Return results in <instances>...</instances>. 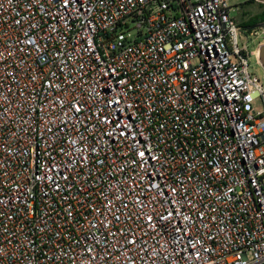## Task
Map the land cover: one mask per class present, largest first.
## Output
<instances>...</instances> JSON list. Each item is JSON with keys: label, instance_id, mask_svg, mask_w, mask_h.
I'll return each instance as SVG.
<instances>
[{"label": "built area", "instance_id": "1", "mask_svg": "<svg viewBox=\"0 0 264 264\" xmlns=\"http://www.w3.org/2000/svg\"><path fill=\"white\" fill-rule=\"evenodd\" d=\"M228 1L0 0V264H264Z\"/></svg>", "mask_w": 264, "mask_h": 264}, {"label": "rangeland", "instance_id": "2", "mask_svg": "<svg viewBox=\"0 0 264 264\" xmlns=\"http://www.w3.org/2000/svg\"><path fill=\"white\" fill-rule=\"evenodd\" d=\"M228 5L231 8V17L232 18H238L241 16V7L242 6H256V3H253L251 0H229ZM256 22V21H253ZM135 30H131L130 33L134 34ZM238 40H239V46L242 47L244 44L247 45L248 52L256 47L255 38L250 36L248 32H246L243 28H239L238 33ZM249 66H250V72L257 76L264 84V70L261 67V65L258 63L257 58L254 55H250L249 57Z\"/></svg>", "mask_w": 264, "mask_h": 264}, {"label": "crops", "instance_id": "3", "mask_svg": "<svg viewBox=\"0 0 264 264\" xmlns=\"http://www.w3.org/2000/svg\"><path fill=\"white\" fill-rule=\"evenodd\" d=\"M253 1V0H251ZM253 3H256V6H242L241 16H239L240 20H237L238 18H233L239 25L240 28H245L244 30L248 32L252 37L255 38L256 47L250 51V53H258L259 49L262 45H264V31L260 28H258V25L262 22H257V25H252V20L261 16L264 13V4L258 3L256 1H253ZM249 29V30H248ZM255 33H258L255 35Z\"/></svg>", "mask_w": 264, "mask_h": 264}, {"label": "water", "instance_id": "4", "mask_svg": "<svg viewBox=\"0 0 264 264\" xmlns=\"http://www.w3.org/2000/svg\"><path fill=\"white\" fill-rule=\"evenodd\" d=\"M258 3L264 4V0H255ZM258 28L262 29L264 31V22L260 23L258 25ZM245 29V28H244ZM249 30V29H248ZM258 61L261 67L264 70V45H262L258 52Z\"/></svg>", "mask_w": 264, "mask_h": 264}, {"label": "trees", "instance_id": "5", "mask_svg": "<svg viewBox=\"0 0 264 264\" xmlns=\"http://www.w3.org/2000/svg\"><path fill=\"white\" fill-rule=\"evenodd\" d=\"M253 21H256V22H253ZM252 22H253L252 25H257V22H264V13L261 16L253 19Z\"/></svg>", "mask_w": 264, "mask_h": 264}]
</instances>
